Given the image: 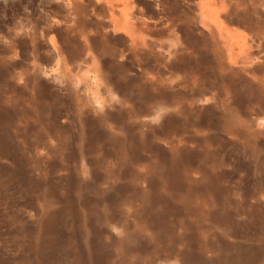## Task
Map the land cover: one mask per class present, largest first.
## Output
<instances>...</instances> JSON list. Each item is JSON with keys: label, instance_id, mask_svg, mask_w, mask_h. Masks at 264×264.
<instances>
[{"label": "rangeland", "instance_id": "rangeland-1", "mask_svg": "<svg viewBox=\"0 0 264 264\" xmlns=\"http://www.w3.org/2000/svg\"><path fill=\"white\" fill-rule=\"evenodd\" d=\"M200 1L0 0V264H264V0Z\"/></svg>", "mask_w": 264, "mask_h": 264}, {"label": "bare ground", "instance_id": "bare-ground-1", "mask_svg": "<svg viewBox=\"0 0 264 264\" xmlns=\"http://www.w3.org/2000/svg\"><path fill=\"white\" fill-rule=\"evenodd\" d=\"M120 2L121 7H116L115 5ZM107 4L110 21L113 22L115 30L125 32L131 39L132 43L133 38H137V32L139 33V30L134 26V24L130 22V8L128 0H108ZM199 5V8L201 10L200 24L205 31L189 32L187 33L183 41L189 46L192 52L204 53V51L207 50L212 54V57L214 56L216 59L221 54L220 48H224L225 51L229 52L233 47L232 36L226 31L227 29L223 27L220 18V12L223 8V2H217L216 0H201ZM117 11L119 12L118 14L116 13ZM133 43L136 42L133 41ZM199 58L201 59V61L198 60L199 63L197 62V64L193 66L188 65L185 67V70L187 69L188 75L192 79V85H196L198 83L197 81L205 76L207 70H211L212 73V71L218 69L220 70L223 68L221 67V65H219L218 67L217 61V63L214 64L213 59L207 60L203 54H201ZM218 64H221V61ZM196 93L201 96L204 95L201 94L202 92L199 87ZM194 96L195 95L188 96V104L191 108L195 103Z\"/></svg>", "mask_w": 264, "mask_h": 264}]
</instances>
